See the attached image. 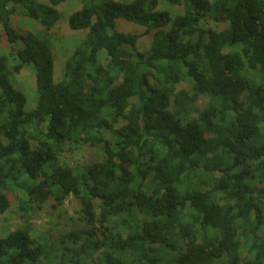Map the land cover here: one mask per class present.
I'll use <instances>...</instances> for the list:
<instances>
[{
    "label": "trees",
    "instance_id": "1",
    "mask_svg": "<svg viewBox=\"0 0 264 264\" xmlns=\"http://www.w3.org/2000/svg\"><path fill=\"white\" fill-rule=\"evenodd\" d=\"M75 1L67 26L85 35L56 80L47 38L67 0H0L17 59L0 52V219L15 192L23 217L72 198L84 224L53 243L9 232L0 264H264V0H166L174 16L158 0ZM16 8L39 36L14 29ZM25 66L30 110L11 80ZM78 146L104 159L61 164Z\"/></svg>",
    "mask_w": 264,
    "mask_h": 264
},
{
    "label": "rangeland",
    "instance_id": "2",
    "mask_svg": "<svg viewBox=\"0 0 264 264\" xmlns=\"http://www.w3.org/2000/svg\"><path fill=\"white\" fill-rule=\"evenodd\" d=\"M36 2L47 4L48 0H35ZM119 3H130L134 0H115ZM11 7V6H9ZM80 5L75 0H67L65 5L58 8L63 18L59 21L60 24L56 26L50 33V47L54 54V77L56 80L62 78L64 71V62L70 51H72L79 42L84 38V32H72L68 26L67 21L69 15L74 12ZM158 10L166 11L170 14L177 15L179 10L169 5L166 0H158ZM11 23L14 29L20 34L27 31L39 36L40 30H43L41 26H38L33 20L24 17L19 9H15L11 17ZM208 26H212L217 30L224 28L223 25L213 26L210 23ZM116 30L124 34H140L144 31V28L128 23L124 20L118 19L116 21ZM39 34V35H38ZM0 52L2 54H9V64L14 66L17 63L15 52L12 53L11 46L7 43L3 30L0 27ZM151 45V37L144 36L138 41V48L140 51H147ZM16 49V48H15ZM12 83L14 87L24 93L27 97L26 109L30 110L36 103V89L34 73L30 66H25L18 74L12 75ZM188 82H183L177 87V90H188ZM209 98L207 95L199 98L197 106L200 110H203ZM104 159V154L100 147H76L71 152H66L60 158V162L63 165H69L70 167L83 166L92 162H100ZM10 199V208L0 219V238L6 236L9 232L17 229H26L30 235L42 242L53 243L54 239L63 233H69L76 231L83 227V222L80 220L82 215L80 214V203L72 198H69L63 206H59L57 209L51 208L50 203H46L41 211L36 212L30 216L23 217L17 207V199L20 194L11 192L8 193Z\"/></svg>",
    "mask_w": 264,
    "mask_h": 264
}]
</instances>
